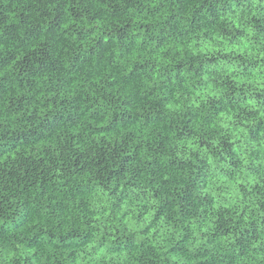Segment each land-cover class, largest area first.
<instances>
[{
	"label": "trees",
	"instance_id": "obj_1",
	"mask_svg": "<svg viewBox=\"0 0 264 264\" xmlns=\"http://www.w3.org/2000/svg\"><path fill=\"white\" fill-rule=\"evenodd\" d=\"M0 264H264V0H0Z\"/></svg>",
	"mask_w": 264,
	"mask_h": 264
}]
</instances>
